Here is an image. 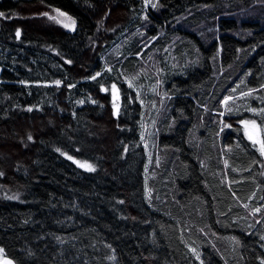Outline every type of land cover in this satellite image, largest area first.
I'll return each instance as SVG.
<instances>
[{
	"label": "trees",
	"instance_id": "trees-1",
	"mask_svg": "<svg viewBox=\"0 0 264 264\" xmlns=\"http://www.w3.org/2000/svg\"><path fill=\"white\" fill-rule=\"evenodd\" d=\"M0 13V261L264 264V0Z\"/></svg>",
	"mask_w": 264,
	"mask_h": 264
},
{
	"label": "rangeland",
	"instance_id": "rangeland-1",
	"mask_svg": "<svg viewBox=\"0 0 264 264\" xmlns=\"http://www.w3.org/2000/svg\"><path fill=\"white\" fill-rule=\"evenodd\" d=\"M159 0H146V3H147V6L150 5V6H156L158 4ZM60 24H63L62 22ZM153 56V53L148 57L149 60L152 58ZM156 57V56H155ZM152 65L156 64V58H153V61L151 63ZM152 68V66H150V69ZM0 74H1V68H0ZM113 100H114V103H115V109L117 110V107H118V103H119V93H118V89L115 87L114 90H113ZM161 104V101L160 103H157V101L154 100V113H153V117L157 114V111H158V107L160 106ZM149 115V111L147 112V117ZM153 123H154V119H146V121L144 122V125L146 128L145 130H147V133L148 135L150 136L151 134V140L150 142L148 140H145V143H146V146H147V149H148V153H149V157L152 156L153 154V151H154V148H155V142L156 140L154 139L153 137V133H152V128H153ZM244 128H245V133L247 135V137L249 138L250 136L252 137V139H250L252 142H254L255 140H261L262 141V131H261V127L258 123H255V126H253V123L252 122H249L247 125L244 124ZM149 136L147 139H149ZM255 143V142H254ZM257 145L261 148V145L259 143H257ZM156 149V148H155ZM77 164L81 165V163L77 162ZM84 165H87V164H84ZM89 166V165H87ZM85 169H90L89 167H83Z\"/></svg>",
	"mask_w": 264,
	"mask_h": 264
},
{
	"label": "snow or ice",
	"instance_id": "snow-or-ice-1",
	"mask_svg": "<svg viewBox=\"0 0 264 264\" xmlns=\"http://www.w3.org/2000/svg\"><path fill=\"white\" fill-rule=\"evenodd\" d=\"M3 15H4L3 13H0V16H3ZM60 15H66V14H64V13H60ZM16 34H17V36L20 35L19 30L17 31ZM94 78H95V77H93V79H94ZM57 83H59V82H57ZM252 123H253V126H255V122H252ZM245 124L247 125L248 122L246 121ZM249 138L252 139L251 136H250ZM29 139H31V137H29ZM254 142H255V143H259V144L261 145V149L264 150V141H261V140H255ZM69 159H71V157H69ZM80 166H81V167H89L90 170H91V167H90V166H87V165H84V164H81ZM0 251H2V250H0Z\"/></svg>",
	"mask_w": 264,
	"mask_h": 264
},
{
	"label": "water",
	"instance_id": "water-1",
	"mask_svg": "<svg viewBox=\"0 0 264 264\" xmlns=\"http://www.w3.org/2000/svg\"><path fill=\"white\" fill-rule=\"evenodd\" d=\"M0 264H16L12 259L5 257L0 261Z\"/></svg>",
	"mask_w": 264,
	"mask_h": 264
}]
</instances>
